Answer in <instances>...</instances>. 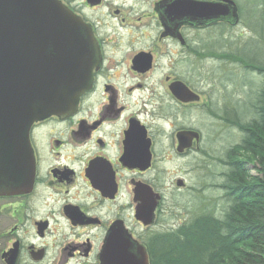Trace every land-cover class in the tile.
I'll return each instance as SVG.
<instances>
[{"label":"flooded vegetation","instance_id":"flooded-vegetation-1","mask_svg":"<svg viewBox=\"0 0 264 264\" xmlns=\"http://www.w3.org/2000/svg\"><path fill=\"white\" fill-rule=\"evenodd\" d=\"M62 1L91 30L98 61L73 113L34 122L25 154H0V186L10 170L31 166L27 190H0V264H102V252L123 248L128 235L150 261L160 237L178 228L154 229L167 227L207 161L210 108L244 135L239 106L209 98L206 77L207 60L223 55L209 30L239 26L240 2ZM200 2L220 3L223 14L193 19ZM240 143L224 149L226 180Z\"/></svg>","mask_w":264,"mask_h":264},{"label":"water","instance_id":"water-1","mask_svg":"<svg viewBox=\"0 0 264 264\" xmlns=\"http://www.w3.org/2000/svg\"><path fill=\"white\" fill-rule=\"evenodd\" d=\"M197 5L188 12L195 20L223 14L220 3ZM97 61L91 30L60 0H0V154L10 148L17 156L25 154L24 140L34 122L73 113ZM15 171L6 173L2 194L27 190L30 159ZM125 239L123 248L112 245L102 252V264H149L145 247L130 235Z\"/></svg>","mask_w":264,"mask_h":264},{"label":"trees","instance_id":"trees-1","mask_svg":"<svg viewBox=\"0 0 264 264\" xmlns=\"http://www.w3.org/2000/svg\"><path fill=\"white\" fill-rule=\"evenodd\" d=\"M252 107L256 119L239 120L244 137L225 183L228 207L221 217L200 216L162 235L150 264H264V86Z\"/></svg>","mask_w":264,"mask_h":264},{"label":"rangeland","instance_id":"rangeland-1","mask_svg":"<svg viewBox=\"0 0 264 264\" xmlns=\"http://www.w3.org/2000/svg\"><path fill=\"white\" fill-rule=\"evenodd\" d=\"M65 1L74 3V0ZM239 2L241 5L239 26L209 30L207 40L209 43H215L216 47L222 48L223 57L207 60L206 77L209 83V98L221 104L225 103L229 111L233 105L239 106L243 121H249L254 115V110L251 108L252 99L264 85V73L254 68L248 69L243 62L246 61L243 55L254 59L255 63L260 61L264 64V0H239ZM257 67L262 69L259 64ZM245 99L249 100L246 102ZM212 110L210 108L207 125L209 138L207 161L202 169H194L191 193L178 198L174 216L166 220L167 227L155 228V232L166 231L171 226L179 228L200 216L221 217L228 205L223 199L221 188L226 180L222 178L226 170L223 166V153L229 144L240 143L244 135L229 128L226 122L223 126L219 116H216ZM230 158L233 160L234 155L231 154ZM249 166L251 172L256 174L253 165Z\"/></svg>","mask_w":264,"mask_h":264},{"label":"bare ground","instance_id":"bare-ground-1","mask_svg":"<svg viewBox=\"0 0 264 264\" xmlns=\"http://www.w3.org/2000/svg\"><path fill=\"white\" fill-rule=\"evenodd\" d=\"M245 64H246V66H247L248 69H253V68L254 69H257L258 68L257 67V64H255V63H249L247 60L245 61Z\"/></svg>","mask_w":264,"mask_h":264}]
</instances>
